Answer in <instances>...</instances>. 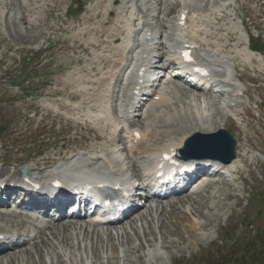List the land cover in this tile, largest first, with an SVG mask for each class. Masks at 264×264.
Returning a JSON list of instances; mask_svg holds the SVG:
<instances>
[{"label":"rangeland","instance_id":"1","mask_svg":"<svg viewBox=\"0 0 264 264\" xmlns=\"http://www.w3.org/2000/svg\"><path fill=\"white\" fill-rule=\"evenodd\" d=\"M73 1L86 0H55L53 5H56L57 18H47L43 12L44 6L39 7L36 11V25L31 27L26 20L20 21V18H29L33 13L25 8L26 2L0 0V14L18 12L19 16L16 23H12V18L8 20L0 16V129L4 128L0 131V160L8 162H0V168L9 170L8 174L16 171L14 162L33 169L43 157H52L55 151L66 153L73 149L71 147L80 144L86 147L82 139L92 134L85 125L77 124L79 120L85 122L79 117L81 111L78 108L88 105L92 100L98 104L102 86L92 83L99 81V75L94 76L87 69L90 67L89 61L77 62L79 58L85 57L74 48L69 38L74 34L71 23L60 17L66 5ZM148 1L149 11L143 17L145 21L153 18L150 11L153 6L156 8L154 2L157 0ZM166 4L170 6L172 1ZM178 5L179 2L175 3L171 11H175ZM75 10L72 5L69 12ZM169 25L170 18L168 29ZM39 38L47 39L44 46L47 45L48 49L42 52L37 64L38 76L30 80V95L23 94L11 86L10 82L16 79L13 76L22 64L21 60L35 51L36 47L28 45H33ZM166 41L170 43V35ZM100 65L105 71L109 64L102 60ZM261 78L264 79V75ZM83 86L88 89L85 97H82L85 101H70L69 97L75 90ZM245 87L251 92L252 86L249 83L245 82ZM252 93L254 101L259 99V117H253V111H245L246 116L243 117L236 112L240 119L238 124L226 121L224 125L233 131L240 142L247 135V143L243 148L245 151L246 147L259 151V161L256 157L252 159V151L244 157L239 178L232 173L229 184L214 185L206 192L185 196L182 204L175 208L160 210L153 206L145 207L103 233L100 231L99 234H93L89 229V236L86 237L81 230V233L76 231L70 239L65 240L62 237V225L67 222H63L35 243L1 254L0 264L7 260L9 264H246V259L250 257L253 259L250 264H264V255L261 254V250H264V197L257 198L254 194L256 189L264 192V165L257 168L264 163V92L261 98L259 92ZM49 106L58 107L60 112L67 111L68 115L55 116L58 111H52ZM189 122H193L191 117ZM236 126L242 128L241 134ZM49 136L51 139L47 140ZM55 148L57 150L54 151ZM240 219L245 221L241 223L244 229L242 232ZM234 222L238 224L236 233L241 232L238 238L243 243L237 244L239 247L231 256L215 239L226 223ZM247 223H250V229L245 227ZM10 225L9 220L0 219L2 230L9 231ZM246 242L249 243L243 245ZM218 257L221 260H216Z\"/></svg>","mask_w":264,"mask_h":264},{"label":"bare ground","instance_id":"2","mask_svg":"<svg viewBox=\"0 0 264 264\" xmlns=\"http://www.w3.org/2000/svg\"><path fill=\"white\" fill-rule=\"evenodd\" d=\"M113 1H114V3L117 2L116 0H113ZM137 3H139V0H130V4L132 6H137ZM207 10H209V9H205L204 11H197L196 10L197 12H196L195 19L189 18V16H187V18H188V24H187L188 30H186V32H187L186 35L187 36H185L186 38L184 39L186 42L191 43V44H199L200 42L203 44V43H207L208 42V40L204 39L203 37L200 38V42H199V37L201 35H198V33L196 34L194 32L195 30H198L203 36H206L207 28H208V25L210 23L209 18H208L209 12H208V14L206 13ZM46 14L48 16H51L53 14V9L52 8H48ZM92 18H93V15H88V16L83 18V21H91ZM124 26L128 28L129 27V22L126 21ZM109 29L111 31V28H109ZM97 32L101 33L102 35L108 34V37H109V39L112 42H116V40H117L116 33L112 32V31L108 32V30H106L104 28H101V29L97 30ZM90 45L92 47L98 46L96 43H91ZM207 45H209V44H207ZM78 47L81 48L82 51H86L88 49V47H84V46H82L80 44H78ZM234 47H235V49H237L236 51L238 53H240V55L242 56L243 62H251L252 60H254L257 63H259V60H260L259 55L249 51L246 48V43H242V39H239L235 43ZM218 50H219V47L218 46H214V51L217 52ZM215 58L218 59V60L221 59L219 56H216ZM121 59H122V57H121ZM223 89H224V91H227L229 88L224 86ZM158 95H159V100L155 101V103L156 104H161V103H163L165 101V97L163 95V92H159ZM177 97H178L179 100L176 99V103H174V105L183 106L184 108L187 107L188 108L187 110H189V108L191 107V108H193V113L195 111V113L197 115H199L205 109H212L214 107V104H213V102L210 99H208V98H201V99H199V98L196 99L195 98L194 99V95L192 93L185 92V93H182L180 96H177ZM151 110L152 109H149V111H151ZM175 111L179 112V110H175ZM223 121H224V119L221 122L216 123V122H211V121H204V119H203V121H202L203 123H200V124H195V125L180 124L177 129H174L171 132V134H177L178 135V137L176 138V141H174V143H172V146H176L177 148L180 147L182 145L183 140L186 137V135L190 134L191 132H194V131H200V132H205V133L212 132L218 126H221ZM160 122H161V120H160ZM161 136L163 137V134L159 135V137H161ZM162 149L163 148H158L156 150H162ZM155 157H157V153H156ZM54 160L55 159H52V158H45L44 159V163L48 164V163L53 162ZM234 164H235V161L232 162L231 164L225 165V166H226V168H231V167H233ZM9 181L13 182V180H8V182ZM178 203H181V202L178 201ZM178 203H176V204H178ZM76 223L77 222L65 224L64 226L62 225V232H63V236L62 237H64L65 240L70 239L75 233H77L76 231L81 233V230H82L83 231L82 233L85 234L86 237H87V235L89 233V229L91 230V232L93 234L94 233L95 234H97V233L99 234L100 231H102V233L105 232L102 227H100L99 225H96V224H91L92 227L88 226V230H86L87 227L82 229V227H80V225L76 224ZM15 226L16 227H20L18 225V223ZM42 233L44 234V231H40L39 232V234H42ZM10 260H11V258H10ZM9 263H10L9 260H7L6 263H4V264H9ZM80 264H85V263L81 262Z\"/></svg>","mask_w":264,"mask_h":264},{"label":"water","instance_id":"3","mask_svg":"<svg viewBox=\"0 0 264 264\" xmlns=\"http://www.w3.org/2000/svg\"><path fill=\"white\" fill-rule=\"evenodd\" d=\"M219 136L221 137L220 142L217 140V143L212 144V146H215V148L207 155L224 161H229L233 154V145L230 140L222 133L219 134ZM189 143H191V141L188 142L187 145H189Z\"/></svg>","mask_w":264,"mask_h":264},{"label":"trees","instance_id":"4","mask_svg":"<svg viewBox=\"0 0 264 264\" xmlns=\"http://www.w3.org/2000/svg\"><path fill=\"white\" fill-rule=\"evenodd\" d=\"M261 254L264 255V250H261ZM251 258H252V257H250V259H251ZM250 259H248V260L246 259V261H248L246 264H250L251 261H253V259H251V260H250ZM240 261H241V260H240Z\"/></svg>","mask_w":264,"mask_h":264},{"label":"snow or ice","instance_id":"5","mask_svg":"<svg viewBox=\"0 0 264 264\" xmlns=\"http://www.w3.org/2000/svg\"><path fill=\"white\" fill-rule=\"evenodd\" d=\"M187 59H191V57L188 55V53L184 54Z\"/></svg>","mask_w":264,"mask_h":264}]
</instances>
